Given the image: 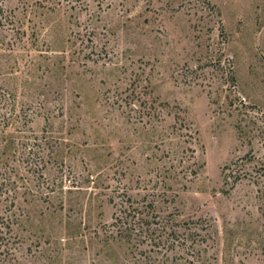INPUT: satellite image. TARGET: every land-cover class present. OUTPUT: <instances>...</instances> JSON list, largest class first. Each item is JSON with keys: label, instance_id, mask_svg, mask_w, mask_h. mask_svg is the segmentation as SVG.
I'll return each instance as SVG.
<instances>
[{"label": "rangeland", "instance_id": "374dc122", "mask_svg": "<svg viewBox=\"0 0 264 264\" xmlns=\"http://www.w3.org/2000/svg\"><path fill=\"white\" fill-rule=\"evenodd\" d=\"M0 6V264H264V0Z\"/></svg>", "mask_w": 264, "mask_h": 264}, {"label": "trees", "instance_id": "16d2710c", "mask_svg": "<svg viewBox=\"0 0 264 264\" xmlns=\"http://www.w3.org/2000/svg\"><path fill=\"white\" fill-rule=\"evenodd\" d=\"M0 12H2V8L0 6ZM1 23V22H0ZM20 114L11 113L6 118H3V122H0V136L3 144L0 143V151L3 152L2 156H9L11 155L12 151L15 148V139L16 134L18 133L16 123L19 118ZM24 118V117H23ZM27 121L28 119L25 118ZM28 122H30L28 120ZM21 133V131H19ZM2 149V150H1ZM116 222L123 224L121 227L118 228L116 235H112L111 238H114V241L118 242H126L131 244L133 241V234L129 231L131 230L130 226L124 225V218L123 216L116 217ZM144 218H139L138 221H142ZM117 224H115L116 226Z\"/></svg>", "mask_w": 264, "mask_h": 264}]
</instances>
